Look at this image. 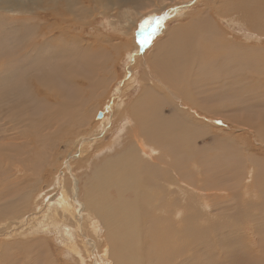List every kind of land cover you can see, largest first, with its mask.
Here are the masks:
<instances>
[{
	"label": "rangeland",
	"instance_id": "obj_1",
	"mask_svg": "<svg viewBox=\"0 0 264 264\" xmlns=\"http://www.w3.org/2000/svg\"><path fill=\"white\" fill-rule=\"evenodd\" d=\"M89 1L88 3H83L82 6L78 0H72L73 6L77 10H80L79 6L82 7L81 15L76 18L72 16L70 7L64 9L59 6H54V0H0V36L7 33L9 30H12L13 33L14 29L24 27L29 31L27 47L29 48L30 45H40L39 51L41 54L39 56L35 55V57H38V60L33 63L32 68L28 71L32 75L41 78L40 73L35 72V70L45 64L44 57L46 56L47 51L46 49L41 50V46L46 44L44 39L46 37L48 38V36L40 37L38 40H31L30 38L38 33V29L50 24L46 21L48 18L47 12L49 10H54L57 13L60 12L64 17L75 18L78 20L77 24L71 25L69 28H62V30L57 31L54 35L65 33L68 36L81 39L80 45L77 44V46H79L80 49H83L85 53L80 54V57L87 56L94 64L95 68H97L96 65L100 66L102 69L105 68L106 71L104 70L103 73L105 72L107 78L106 84L103 83V85L97 86V88L88 92V95H86L87 97H91L92 104L89 103V105L84 107L89 113L90 120L89 124L85 126L87 129L80 136L83 140L74 141L72 145L66 144L63 143L68 140L66 134L55 132L51 137H56L57 140L53 147H48L46 150H40L41 158L38 159L39 161L33 158L35 156L33 152L36 151L34 148L29 153V156L33 158L30 163L31 171L22 172L21 169L16 167L20 166L19 162H17L16 165L10 167L11 169L7 173L4 169V163H0V195L2 198L10 196V193H12L11 189H15V186L17 188L16 190H21L23 192L25 185L28 183L29 191L31 193V196H29V199H27L15 217L0 219V259L4 262L3 264H30V261L34 259V257L41 260V258H45L44 255L47 256V261L54 255L62 262H67V264H96V262H94L95 259L93 253H96V251L100 252L102 249L107 250V255H105V257L108 258L101 259L103 264H116L117 262L115 263L114 260H118L120 264H124L122 261L123 259L112 260L110 258L112 247L104 238L106 228L101 227V221L99 222L100 227L96 237L91 236L90 233L92 231L90 228L88 230L85 228H78L76 232H71L72 236H74L71 241L69 237H65L64 235L61 236L55 231L58 230L59 232V229L63 227L64 224L63 226H49L48 232L41 230H37L36 232L32 230L30 233L31 235H25V229L28 228V225L23 226V224L27 222L28 217L31 216V224H29L31 226L34 216L41 215L44 212V209L42 210V208L45 204L49 203L51 204V207L55 206V208H57L58 202L62 200V197L64 198L60 189L62 187L61 185L66 184L65 189H67V186L69 187L71 185L70 183H72L75 177L79 178L80 196H75V194H73L74 197H69L73 192H70V194L67 193V196H65L66 199L70 198L67 200L69 205H73L72 202H74V204L77 203L74 213L78 212V203H81V200L87 201L88 204L91 201L92 203L90 202L89 206L94 209L96 208V210H98L99 207V211L102 212V208L105 210L106 201L104 200L106 196V184L99 181L97 188L92 186L91 188L89 184L90 182H87L86 180L87 177L90 178L88 175L93 169V163H98V160H95L96 158L93 156L103 158V153H106V148L103 151L102 148H108L113 137H117L122 144L126 141L125 133L124 131H119L120 124L116 119H119V114L122 112H124V115L127 114V116L132 115L131 113L140 114L141 110L139 109V102L143 97L142 102L145 97H147L150 104L153 102L160 104L158 110H160L164 116L171 115V104L176 105L178 109H181L186 113L184 115L185 119L183 120V123L175 128H168L162 134L167 136L176 148H179L176 152L177 158L185 161L183 167H176L179 171V176L185 179L186 177L183 176V174H189V172H195V174L202 173L201 167L203 164H201V167L199 168L197 163L191 159V155L186 154L183 150V146L177 142L179 138L181 139L185 136H190L193 140L189 141V145H194L193 147L198 149L196 153L202 151L203 156L205 155L207 159H209L208 164H213L211 166L207 164L205 168L207 167L208 169L212 167L214 171L218 170L217 173L220 174V177H216L218 176L216 173V176L207 179L210 188V185L213 184L212 189L208 188L207 190L208 198L211 196V198H209L210 202H212L213 205L216 204V200L212 198V194L215 189L214 182L218 179L220 187H223L221 189L222 191L220 190L221 193H218L222 196L226 192L225 195L227 196V199L225 198L222 201V197H219L220 199L217 200L219 201L217 204H223L222 207H224V205L228 207H233L235 204L237 205L236 208H233V211L225 213L226 216L229 217L224 219V213L222 214V217L218 215L217 218L214 217L215 219L211 218L215 212V206H209V208H211L207 213L209 218V220L207 219L208 226L210 225L209 228H206V230L203 231L197 230V235L193 237L196 238L193 239L191 237L192 242H187V244H183L185 241L180 239V232L187 234V232L182 230L183 228H179L177 231H180L176 233L180 238L178 240H172L174 231L172 232L169 229L160 226L158 230H155L157 232L156 234L159 233L158 235L155 234V231L150 234L148 230L144 232L146 224L143 223L140 226L141 236L145 233V244L142 245L143 252H141L138 245H136V249L132 242L134 247L133 249H130L131 252H129V254L133 259H128V261H131L128 262V264H151V262L152 264H183V259H189L192 261V264H216L219 260H221L220 262L223 261L221 264H229L233 259L227 261H224L226 259H217L218 253H216V246L219 242L218 237H221L217 235V232L223 228L236 233V239L234 240L243 243L241 248L248 251L250 259H252V256L260 257V263L264 264V242L259 244L260 236L256 233L259 232V229L262 230L264 228V172H262L264 171V141L248 129L251 126V122H257L256 118L261 116L264 117V0H124V2L120 3H115L116 0H110L109 2H111L112 5L107 4L106 0ZM227 1L229 4H227ZM17 6H19L20 9H16ZM151 11L154 12L153 17L157 16L154 18V21L156 20L157 22L153 21L152 28L155 26L153 32L151 30L152 33L150 34L149 32L139 45V40H135V43L132 36L138 34L139 22L142 20L144 21L146 14L148 16L146 19H149V12ZM126 12H128V15H131V18H133L128 22L130 29L127 32H123L122 26H124L123 22H125L123 15ZM154 33L156 34L154 35ZM166 33L168 34L167 40L171 41H169L167 49L164 47L166 44V39L164 41ZM15 35H17V33ZM129 35L132 36L130 37ZM15 41H17V39ZM162 46L164 51L160 49ZM198 46H200V50ZM7 48L8 45L3 43L2 49L6 51ZM156 48L159 49L157 52L155 50ZM249 48L251 50H249ZM256 52L259 55H257ZM166 53L172 54L169 55ZM199 53L200 56H198ZM255 53L257 56H255ZM158 54L161 59L158 57ZM192 54L199 57V59L201 58L200 61ZM76 57L78 58V55ZM154 57H157V61L155 60L154 65L161 64L155 68L161 70L163 64L168 63L173 69H178L179 74L177 77L174 78V76H171L166 81V77L160 74L155 68L153 69L155 71V75L153 76L151 71L153 66L152 60ZM240 59L245 60L240 62ZM201 60H204V62L206 61L207 64L203 63ZM1 63L2 58H0V76H2L0 79V97L12 96V92L8 91L9 84L3 80V78L6 77L4 76L6 74V68L2 66ZM70 63L71 61H69V59L65 61V64ZM19 65L21 66L20 71H22L28 63L21 62ZM204 65L208 66L207 69ZM237 65H241L239 67H242V69L239 71L243 70L244 72L242 71L239 73L238 71V75H234L233 81H241L242 73H252L248 78L249 81H247L248 84L255 87L253 94L250 92L247 94L244 88L238 93H235L233 87L227 86L224 88L225 85H221L222 81L227 76L232 77L233 70ZM194 67L195 69L198 67L200 72L202 71L201 74L198 73L199 70L196 72ZM203 67H205L204 70ZM250 68H252V70ZM166 70L167 69H165V71ZM182 75H184V77ZM198 79L201 81L199 82ZM241 84L244 86V80L241 81ZM1 86H3L4 89H1ZM160 97H163L165 101H161L159 99ZM184 97H190L191 100H185ZM221 97L227 98L225 99ZM211 98H214V100L210 101ZM244 98L250 100L244 101ZM253 99H255V102ZM190 101H195L193 102L195 104L192 105V102ZM256 102L258 103L255 105L254 103ZM95 103L97 106L93 105ZM254 105L255 107L252 110ZM202 107H211L221 115H213L212 113L208 114L201 109ZM100 112H102V116L98 117ZM151 112L158 113L156 110H151ZM5 115L7 116V113H5ZM223 115L228 116L233 120H227ZM89 118L86 120L88 121ZM102 119H104L102 126L97 125V122L103 121ZM94 122H96V127L92 125ZM196 125L200 127L198 131ZM90 128L92 129L91 133L85 134ZM6 132L7 134L8 132L11 135L13 134V132L8 131L7 129ZM9 134L6 135L7 138L4 139H2L1 135L0 146H5L6 143L13 140L11 136L9 137ZM121 134L124 136L121 137ZM17 142L22 144V141ZM122 144L114 146V149L107 152L114 154L115 148L120 147ZM26 149L27 148H20V151L24 153ZM197 156H200V154H197ZM223 157H225V160ZM216 159L218 160V163L216 162ZM121 160L122 159L117 158L111 162L110 165L112 167L110 165L108 167L111 173L125 175V172L120 166ZM211 160H215V162ZM162 162L165 163L164 160ZM229 162L234 168L230 167ZM221 163H224V165ZM226 163L227 165L225 166ZM195 164L197 166L196 169L192 167ZM68 165H70L71 169L69 168L67 171L66 167ZM220 166L228 168L224 169ZM127 167L130 166L126 164V168ZM260 168L261 170H259ZM164 169L171 171L173 175L177 176L175 170L172 168ZM95 170H100V167L97 166ZM38 171L40 172L38 173ZM200 176L201 179H203V176ZM51 178L54 179L52 180ZM40 179L42 183H40ZM247 181L249 182V186H252L253 190L249 189L248 193H245L242 186ZM36 182L38 185H34ZM4 184L8 187L2 189ZM232 184L234 186L236 185L237 188ZM97 189H102V191H97ZM87 191L90 192L89 195ZM228 193H231V195ZM243 193L245 195H243ZM225 195L224 197H226ZM229 196H231V198ZM86 197L88 199H86ZM57 199L60 200L57 201ZM89 199L90 201H88ZM35 201H37V203H35ZM108 206L111 210L113 209L111 205L108 204ZM37 208H39L40 211L37 210ZM56 213H59V210H57ZM64 213L65 219L67 218L68 221V217L71 218V216H67L66 211H64ZM197 215L196 210H191L189 217L193 218L194 216L197 217ZM181 217L183 219L185 218L183 215ZM20 219H22V221ZM174 219L176 221L178 218L174 217ZM212 220L215 221L214 224L212 223ZM66 224H68V222L65 223V226L70 227L73 225V223H70V225ZM181 224L182 223H177V226L179 225L178 227H180ZM218 224L221 225L220 230ZM163 230L168 233L166 232L167 234H165ZM59 235L60 237H58ZM63 236L65 238H63ZM84 237H86V240ZM169 237L171 239H169ZM66 238L67 240H64ZM91 238L92 241L95 239L94 243L96 244V249H93L92 244H90ZM28 240L31 241L28 243ZM24 242L26 244H32V242H34L32 247L39 246L41 249L44 248L43 250L46 249L47 251L40 255L38 254L39 252L36 253L32 251L29 257H26L27 255L25 253L24 255L21 254L20 256H17L18 252L23 250L20 248V244H23ZM163 242H165V244H163ZM72 243H74V245ZM66 244H68V246H66ZM86 245L89 247V250H91L89 253H84ZM74 247H76L77 250ZM252 247L255 248L252 249ZM145 248L147 251H145ZM121 249L122 247L116 246L113 253L121 255ZM175 249L176 252H174ZM199 249H201V251H199ZM48 250H50L51 253H49ZM68 250H72L70 251V254ZM2 252L3 255L1 256ZM152 252H154V254ZM81 254H85L86 256ZM82 256L83 258H87L83 259ZM174 257L176 258L174 259ZM261 257L263 259H261ZM149 259L150 262H148ZM193 259H196L194 260L195 262ZM198 259L202 260L199 262ZM108 260H110V262ZM253 260L254 261L249 262L251 264H256L257 259ZM153 261L155 263H153Z\"/></svg>",
	"mask_w": 264,
	"mask_h": 264
},
{
	"label": "bare ground",
	"instance_id": "obj_2",
	"mask_svg": "<svg viewBox=\"0 0 264 264\" xmlns=\"http://www.w3.org/2000/svg\"><path fill=\"white\" fill-rule=\"evenodd\" d=\"M78 1L80 2V5L83 6V3L84 4L86 2L88 3L89 0H78ZM109 1L110 0H106V3L112 5V3ZM130 1H133V0H130ZM120 2H124V0H116L115 3H120ZM227 4H229L228 1H227ZM53 5L59 6L64 9H66L67 7L68 8L70 7L72 16L76 18H78L77 16L81 15V12H82L81 10L82 7L79 6L80 10H77L73 6L72 0H54ZM87 7H88V4H87ZM16 9H20V7L17 6ZM149 13H150L149 19H146V17H148L146 14V17H144V21L142 20L139 22L140 24H139V28L137 32L138 34L134 36L131 35L135 43H136L135 40H139L138 41L139 45L146 38L149 32L150 34L153 32L154 30L153 28L155 27L153 26L152 28V24L156 21V20L154 21V18L157 16L153 17L154 12L152 11ZM47 16L48 18L46 21L49 22L50 24L42 27L41 29H38V33L30 38L31 40H38L40 37H45L46 35L48 36V38L46 37L44 39V42H46V44L44 46H41V50L46 49L47 51V54L44 57L45 64L42 67H39L35 70V72L40 73L41 78H37L34 75H32L30 72H28L32 68L33 63L38 60V57H35V55L39 56L41 54V52L39 51L40 45L39 46L30 45L29 48L27 47V40L29 38L28 29L24 27H18L14 29L13 33H12V30H9L7 33L0 36V58H2L1 65L6 68V74L4 75L6 77L3 78V80H5L9 84L8 91L12 92V96L0 97V127H1L0 137L2 135V139L7 138L6 135L9 134V132L8 134L6 132V129H7L8 131L13 132L12 135L9 134V137L11 136V138H13V140L12 141L10 140V142L11 143L14 142L13 144L9 142V143H6L5 146H2V145L0 146V163L2 162L4 163V169L7 173L10 171L11 169L10 167L16 165L17 162H19L20 166H16V167L21 169L22 172L29 171L31 168L30 166V163L32 162L31 160L35 158V160L37 159V161H39L38 159L41 158L40 150H46L48 147L50 148L53 147L57 139L56 137H51V136L52 134H55V132H62L66 134V136L68 137V140H66V142H63L66 144L72 145L74 141L83 140L82 137L80 136L87 129V127L85 126L89 124V120H90L89 113L86 109H84V107L89 105V103L92 104V101H91L92 99H90L91 97L89 96L87 97L86 95H88V92H91L93 89L97 88V86L103 85V83L104 84L107 83L105 72L103 73L105 68L102 69L100 66H97V65H96L97 68H95L94 64L87 56L80 57V54L85 53L83 49H80L79 46H77V44L80 45L81 39L73 37V36H68L65 33L54 35V33H56L59 30H62V28H69L71 25L77 24L78 20H76L75 18L64 17L63 15H61L60 12L57 13L54 10H49L47 12ZM123 16H124L125 22H123L124 26H122V30L123 32H127L130 29L128 22L131 21L130 19H132L133 17L131 18V15H128V12H126ZM158 19H159V16H158ZM16 33L17 35H15ZM155 34L156 33H154V35ZM167 35L168 34L166 33V38L164 37V41L166 39V44L164 45L165 49L168 48L169 41H170V40L169 41L167 40L168 39ZM16 39L17 41H15ZM208 42H209V38H208ZM3 43L8 45V48L6 49V51L2 49ZM208 45L211 46L210 44ZM198 47L200 50V46ZM160 49L164 51L163 46ZM155 50L157 52L159 49L156 48ZM249 50L251 49L249 48ZM256 53H255V56L259 55L258 53L256 55ZM166 54L170 55L172 53H166ZM77 55H78V58L76 57ZM198 56H200V53ZM158 57H159V54H158ZM194 57H197V56H194ZM67 59L71 61L70 64H65V61ZM197 59H199V57H197ZM155 60L157 61V57H154V59L152 60L153 66H152L151 72L153 76L155 75V71L153 69L161 65V64L154 65ZM242 60L244 61L245 59H242ZM242 60L240 59V62ZM201 61H203V63H206V61L204 62V60H201ZM21 62L28 63V65L22 71H20L21 66L19 65L21 64ZM239 66L241 65H237L235 69L233 70L232 77L227 76L222 81L221 85L222 86L225 85L224 88H226L227 86L233 87L235 90V93H238L239 91H241V89L244 88L247 94H249V92L253 94L255 91V87L253 85L248 84V81H249L248 78L250 77V74L252 73H242V80H244V86L243 84H241L242 80L233 81L234 75L236 74L238 75V71L242 69V67H239ZM205 67L207 69L208 66L206 65ZM205 67H203V70ZM252 68L250 69L252 70ZM155 69L160 74H162L164 77H166V81L169 79V77L174 76V78H176L177 75L179 74L178 69H173V67L169 65L168 63L163 64V68L161 70L157 68ZM165 69L167 70L165 71ZM195 70L196 72H198L197 70H199V68L197 67V69ZM242 71H239V73H241ZM201 72L199 70L198 73L201 74ZM169 73L173 75H170ZM182 76L184 77V75ZM1 78L2 76H0V79ZM200 81L201 80H199V82ZM174 82H177V81H174ZM1 89H4V87L1 86ZM143 98L139 102V109L141 110L140 114L131 113L132 115L127 116V114L124 115V112H122L121 114H119L120 115L119 119L118 118L116 119V121L119 122L120 124L119 131H124L125 133L126 141L122 144L120 143V140H118L117 137H113L112 140L110 141V146L108 148L107 147L102 148V151L106 148L105 149L106 153L105 154L103 153V158H100L98 156H93L94 158H96L95 160H98V163H93V169L92 171L89 172V175H88L90 176V178L89 177L86 178L87 182H90L89 183L90 187L92 186L94 188H97L99 181H102L106 184V196H105L104 201H106L109 205H111L113 209L111 210L108 204L105 202V210H103L102 207H101L102 212L99 211L100 207L98 208V210H96V208L94 209L91 206H89L91 202L89 199L88 200L90 201L89 204L87 201L81 200L82 202L78 203V206H79V209H77L78 212L74 213V209L77 203L74 204V202H72L73 205H69L67 200H69L70 198L66 199L65 196H67V193L70 194V192H73V193L69 197L73 196V194H75V196H80L79 178L75 177L72 183H70L71 185L69 187L67 186L68 190L65 189L66 184L61 185L62 187L60 189L62 191V195L64 196L65 200L63 197H62V200L57 199V201L60 200L57 205L58 209L55 208V206L51 207V204L49 203L45 204V206L42 208V210L44 209L43 210L44 212L42 213L41 211L42 213L41 215L35 214L36 216H34L31 226L29 225L31 224V216L28 217L27 222L23 224V226L28 225V228L25 229L24 227V229L26 230L25 235L27 234L29 235L32 232V230L36 232L37 230L48 232L49 226H52V225L53 226H61V225L63 226L64 224L63 227L61 228L59 227L60 228L59 232L58 230H55V229L54 230L56 231V233H59L61 236L64 235L65 237H69L70 241L74 238L71 232H76L78 228H82V229L85 228L86 230L90 228V230L92 231L90 233L91 236L96 237L98 235V231L100 227L99 222L101 221L102 222L101 227L106 228V231L105 232L103 231L104 238L106 239V242L108 241L110 246L112 247V250H111L112 253L110 254L111 256L110 258L112 260L123 259L122 260L123 263L128 264V262H131V261H128V259H133L132 257H130V254H129V252H131L130 249H133L134 247L132 245V242L135 245V248L137 247L136 245H138L141 252H143L142 245L145 244L144 243L145 233L143 236H141V229H140V226L143 223L146 224V228L144 229V232L148 230L150 234L151 232L154 233L156 229L158 230L160 226L165 227L172 232L174 231V234L172 235L173 237L170 235L172 237V240H178L180 238L178 234L176 233L180 231V230L177 231L179 228L181 229L183 228L182 230L187 232V234H185L184 232H180V236H181L180 239H183L185 241L183 242V244L185 243L187 244V242L191 243L192 242L191 237L193 238L194 236L197 235L196 234L197 230L203 231V230H206V228L207 229L209 228L210 225L208 226L209 218H208L207 213L209 209H211L209 208V206L211 207L213 204L209 200L211 196L208 198L207 190L208 188L212 189L213 184L210 185L211 186L210 188L208 186L207 179H211L212 177L216 176L215 174L217 173L218 170L214 171L212 167L208 169L207 167L205 168V166L209 163V159H207L205 155L203 156L202 151H200L199 153H196L198 149H196V147H193L194 145L192 146L189 145V141L193 139H191L190 136H185L181 139L179 138L177 142H179L183 146V150L186 152V154L191 155L190 156L191 159L197 163L199 168L201 167L200 166L201 164H203V166L201 167L202 173L195 174V172H189V174H183V176L186 177L185 179L181 178L179 176V171L176 167H183V165L185 164V161L183 159L177 158L176 152L179 150V148H176L174 144L170 141V139L167 136L162 135V134L168 128H175L179 124L183 123L184 122L183 120L185 119L184 115L186 113H184V111H182L181 109H178L176 105L171 104V109H170L171 115L164 116L163 113H161L160 110H158L160 108L159 107L160 104H156L155 102L150 104L149 100H147V97H145L144 101L142 102ZM184 98L185 100H191L190 97H184ZM221 98L226 99L227 97H221ZM234 98H240V97H234ZM159 99L161 101H165L163 97H160ZM255 99H253L254 102H255ZM213 100L214 98L210 99V101H213ZM243 100L249 101L250 99L244 98ZM190 102H192L191 103L192 105L195 104L193 103L195 101H190ZM257 103L258 102L254 104L256 105ZM93 105H96V103ZM255 105L252 107V110L255 107ZM201 109L208 114L210 113H212L213 115L219 114L217 111H214L211 107H202ZM151 110H156L158 113H152ZM5 113H7V116L5 115ZM223 116L227 120H230V121L233 120L228 116H225V115ZM87 118H89L88 121L86 120ZM104 119H102L103 121L97 122V125L102 126V124L104 123ZM256 120H257L256 123L251 122V126L248 129L254 132L256 136H259V138L264 141V117L262 116L258 117L256 118ZM92 125L96 127V122H94V124L92 123ZM92 125H89V126H92ZM196 128H197V131L200 129L198 125H196ZM91 130L92 129L90 128L85 134L91 133ZM123 136L124 135L121 134V137ZM17 141H22V144L18 143ZM119 144H122V145L120 147L115 148L114 154L107 152L111 149H114L113 147ZM20 148H27L26 151L24 152L25 154L20 151ZM33 148L36 151L33 152L35 156L31 158V156H29V153L33 150ZM197 154L198 155L200 154V156H197ZM117 158H120L123 160V162L121 160L120 166L125 172V175L123 174L121 175L118 173H111V171L108 168L111 162ZM223 159L225 160V157H223ZM163 160L165 163L162 162ZM211 161L215 162V160H211ZM231 161H232V158H231ZM216 162L218 163V160ZM225 162H228V161H225ZM126 164H128L130 167L126 168ZM221 164L224 165V163H221ZM208 165L211 166L213 164L211 165L208 164ZM226 165L227 163L225 164V166ZM97 166L100 167V170H95ZM225 166H222V167L224 169L225 168L227 169L229 167V165L228 167H225ZM192 167H194L195 169L197 168L196 164L193 165ZM230 167H233L231 166V163H230ZM69 168L71 169L70 165L66 167L67 171L69 170ZM164 168H172L173 170H175L177 176L173 175L171 171L164 169ZM221 168L219 169L222 170ZM259 170H261V168ZM39 172L40 171H38V173ZM197 175H198V178H197ZM200 175L203 176V179H201ZM219 175L220 174H218V176L216 177H220ZM215 181H216L214 182L215 189L213 188L214 192L212 194V198L216 200V204L213 205L215 206L214 207L215 212L213 213L212 215L213 217L211 216V218H214V217L217 218L218 215L222 217L223 213H224L223 219L228 218L229 216H226L225 213L233 211V208H236L237 204H235V206L233 207H228L225 205L224 207H222L223 204L221 203L217 204V202H219L217 200H219L222 197L221 199L223 201V199L225 198L227 199V196L225 195L226 192L224 194L226 197H224V195L221 196L218 193L223 187H220V183L218 182V179H216ZM40 183H42L41 179H40ZM34 185H38V183L36 182ZM4 186L5 184L3 185L2 189L8 187L7 185L5 187ZM234 187H236V185ZM242 188H243V191H245V193H248L249 189L253 190L252 186H249L248 181L242 186ZM16 189H17L16 186H15V189H11L12 193H10V196L8 197L2 198L0 195V219L15 217L19 213V211L21 210V208L23 207L27 199H29V196H31V193L29 191V183L25 185L23 192L21 190H16ZM99 190L102 191V189H97V191ZM87 193L88 195L90 194V192L88 191ZM228 194L231 195V193H228ZM243 195L245 194L243 193ZM87 197L86 199L89 198ZM229 197L231 198V196ZM95 202H96V199H95ZM35 203H37V201H35ZM37 210H39V208H37ZM57 210H59V213H56ZM191 210L197 211V214H198L197 217L196 216H194L193 218L189 217ZM64 211L67 212V216H71V218L68 217V221H67V218L65 219ZM182 215L185 217L184 219L181 217ZM174 217H177L178 219H176L175 221ZM22 219L20 220L22 221ZM67 222L69 225L70 223H73L74 227L73 225H71L72 227L65 226V223ZM214 222L215 221H213L212 223L214 224ZM177 223H182V224L180 227H178L180 224L177 226ZM196 224H200V225H196ZM219 225L220 224H218V227L220 230L221 225L220 226ZM212 226H215V225H212ZM263 230L264 228L262 230L259 229V232H256L260 236L259 244H261V242H264ZM166 232L164 231L165 234L168 233ZM156 233L157 232L155 231V234ZM60 235L58 237H60ZM217 235L221 236V237H218L219 239L218 244L216 243L217 244L216 253H218L217 259H226L224 261L233 259L229 262V264H249L250 263L249 261L252 262L254 261L253 259L255 260L257 259L256 264H261L260 263L261 261H259L260 257L258 258V257L252 256V259H250V255L248 254V251L241 248L243 243L241 241L234 240L236 239V233L223 228L222 230L217 232ZM64 236L63 238H65ZM165 236L168 237L167 235ZM86 237H84L85 240H86ZM169 239L171 238L169 237ZM64 240H67V238ZM93 240L95 241V239ZM30 241L31 240H28V243ZM94 241H92V238L90 239V244H92L93 249L96 247V244L94 243ZM32 244H34V242H32ZM32 244H26L25 242L23 244H20L21 245L20 248H22L23 250L19 251L17 256H20L21 254L24 255L25 253L27 255L26 257H29L32 251L36 253L39 252L38 253L39 255L47 251L46 249L43 250L44 248L41 249V247L39 246L32 247ZM72 244L74 245V243ZM163 244H165V242H163ZM66 246H68V244H66ZM116 246L122 247L123 250L121 249L122 251L121 255H116L115 253H113V250ZM4 248H8V247H4ZM74 248L76 249V247ZM254 248L255 247H252V249ZM68 251L70 254V251L72 250H68ZM90 251L91 250H89V247H87L86 245V250L84 251V253H89ZM145 251H147V249ZM199 251H201V249H199ZM48 252L51 253L50 250H48ZM174 252H176V249ZM152 253L154 254V252ZM93 254H94V259H95L94 262H96V264H103L101 259H108L105 257V255H107L106 249H102L100 252L96 251V253H93ZM2 255H3V252L1 256ZM44 256L45 258L44 259L41 258V260L34 257V259L30 261V264H67V262H64V261L62 262L60 259H58L57 256H54V255L53 257L49 256L50 259H48V261L46 260L47 256L46 255ZM87 257H84V258H87ZM175 258L176 257H174V259ZM261 259L263 258L261 257ZM194 260L196 259H193V261ZM201 260L198 259L199 262ZM108 261L110 262V260ZM114 261L115 263L117 262L116 264H120L118 260H114ZM154 261L153 263H155ZM220 261L221 260H219L216 264H221L223 262V261L222 262ZM148 262H150V259ZM182 262H184L183 264H192V261H190L189 259H183ZM3 263L4 262H2V260L0 259V264H3Z\"/></svg>",
	"mask_w": 264,
	"mask_h": 264
},
{
	"label": "water",
	"instance_id": "obj_3",
	"mask_svg": "<svg viewBox=\"0 0 264 264\" xmlns=\"http://www.w3.org/2000/svg\"><path fill=\"white\" fill-rule=\"evenodd\" d=\"M102 116V112H100L99 114H98V117H101Z\"/></svg>",
	"mask_w": 264,
	"mask_h": 264
}]
</instances>
